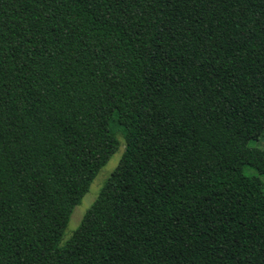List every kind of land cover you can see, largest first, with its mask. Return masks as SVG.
Masks as SVG:
<instances>
[{
    "label": "trees",
    "instance_id": "trees-1",
    "mask_svg": "<svg viewBox=\"0 0 264 264\" xmlns=\"http://www.w3.org/2000/svg\"><path fill=\"white\" fill-rule=\"evenodd\" d=\"M263 115L264 0H0V264H264Z\"/></svg>",
    "mask_w": 264,
    "mask_h": 264
},
{
    "label": "rangeland",
    "instance_id": "rangeland-1",
    "mask_svg": "<svg viewBox=\"0 0 264 264\" xmlns=\"http://www.w3.org/2000/svg\"><path fill=\"white\" fill-rule=\"evenodd\" d=\"M118 135L121 140L120 148L111 156L107 164L101 168L91 184L89 191L83 197L82 202L74 208L69 224L65 230L62 244H64L80 226L85 213L98 198L105 182L118 166L125 148L122 132H119ZM245 163L243 168L247 175H259L264 180V115L261 116L258 128L249 144Z\"/></svg>",
    "mask_w": 264,
    "mask_h": 264
}]
</instances>
